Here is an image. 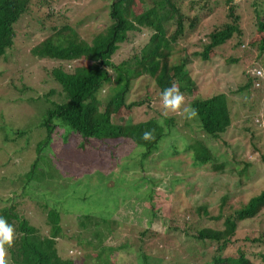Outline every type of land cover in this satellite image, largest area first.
<instances>
[{
  "label": "rangeland",
  "instance_id": "374dc122",
  "mask_svg": "<svg viewBox=\"0 0 264 264\" xmlns=\"http://www.w3.org/2000/svg\"><path fill=\"white\" fill-rule=\"evenodd\" d=\"M48 1L50 9L53 8L52 17L63 13L86 40L109 22L108 0ZM188 1L181 0L182 4ZM234 1L239 4L242 36L231 38L227 46L234 45L236 54L243 53L245 48L248 58L244 65L241 64L243 67L224 64L226 51L222 57L214 55L206 63L193 61L189 73L191 79L196 80L197 95L207 96L221 90L228 94L241 80L243 69L250 71L257 60L264 62V51L258 49L253 36L259 29L264 35V0ZM251 2H255L261 17L260 28ZM226 7L223 0H215L210 13H200L204 17L193 30L197 33L198 29L204 31L218 25ZM46 9L44 4L32 0L30 8L13 24V46L7 51L6 60L0 58V210L18 204L17 209L22 212L18 213L27 218L39 235L49 233L44 223L45 210L57 211L61 227L57 253L74 264H199L209 258L212 251L207 242L191 238L180 229L167 230L166 224L190 227V233L199 225L219 226L220 221L215 222L207 216L197 218L194 209L205 205L208 214L215 215L222 196H226L232 209H238L264 187V68H260V95L252 93L248 98L229 94L235 104L233 123L219 139L204 137L193 129V124L189 129L184 125L190 119L181 111L188 106L189 97L183 96L181 111L167 113H175L171 114L175 130L170 137L182 138L187 144H191L192 138H201L213 148L215 156L227 158L223 171H213L208 165L192 166L185 154L179 155L182 162L177 164L169 157L170 148L164 141L167 138L143 159L138 154L141 147L131 148L127 136L120 135L115 140L105 139V143H100L94 139L72 138L66 126L58 125L52 137L46 139L45 128L40 125L43 112L59 97L48 92L50 89L58 91L60 86L44 72L42 66L50 62L31 58L28 52L49 33L47 22L44 23L46 27L39 24ZM202 24L206 28L201 30ZM165 28L171 32L173 25ZM196 33L187 31L185 38L175 45L169 60L171 64L179 61L181 50L189 53L198 48L202 35ZM145 36L140 34L132 43L122 45L112 60L118 62L125 57L129 47L140 46ZM109 86L104 85L96 92L101 108L111 95ZM132 101L142 103L131 108L113 107L109 113L111 124L133 125L164 114L162 99L153 80L147 76L131 81L124 104ZM241 102L245 104L242 108ZM249 115L259 123L261 138L255 142V147L248 145L241 149L237 145L242 136L240 119ZM223 142L229 147L225 148ZM232 152L248 167L238 162L232 168ZM34 159V173L27 175L25 171ZM47 160L50 167L45 164ZM49 168L51 173L46 178L40 174L44 179L40 178L39 173ZM151 207L161 208V217L167 223L160 226L159 219H152ZM143 230L145 234L138 235ZM260 232L264 234V209L253 219L239 222L236 237L259 236ZM262 248L259 245L255 250ZM251 260L260 264L257 259L251 257ZM5 261L13 264L7 251Z\"/></svg>",
  "mask_w": 264,
  "mask_h": 264
},
{
  "label": "trees",
  "instance_id": "16d2710c",
  "mask_svg": "<svg viewBox=\"0 0 264 264\" xmlns=\"http://www.w3.org/2000/svg\"><path fill=\"white\" fill-rule=\"evenodd\" d=\"M214 1L189 0L187 4H182L181 0H108L109 22L86 40L67 21L63 13L52 17L53 8L50 9L48 0H36V3L44 4L47 8L39 24L45 26L44 23L47 22L49 33L32 45L28 52L31 58L50 62V65L42 66L44 72L60 86L58 91L50 89L48 92L51 93L50 95L56 93L60 98L57 97L56 101L49 103L43 112L40 125L45 128V138L50 139L58 125L66 126L72 138L94 139L100 143H105V139L115 140L120 135L127 136L131 148L141 147L142 151L138 154L142 159L151 154L161 143L160 141L167 138L164 141L170 148L169 157L177 164H181L180 158L185 154L189 157L192 166L208 165L213 171H223L227 158L223 155L215 156L213 148L201 138H192L191 144H187L182 138L170 137L171 132L175 130L174 116L171 114L175 113L167 115L159 113L158 117H151L133 125L111 124L109 121V113L114 109L113 107L131 108L142 103L132 101L124 104L131 81L141 76L153 80L160 99L164 89L176 85L183 96L189 97L188 106L197 112V115L184 125L189 129L193 124L194 128H191L204 137L213 139H219L233 123L232 109L235 104L229 94L246 95L248 98L252 93L261 94V87L258 85L262 82V74L255 73V70L264 68V62L260 60L254 63V68L250 71L243 69L241 80L229 90L228 94L223 90L211 92L207 96L195 94L196 80L191 79L189 73L193 61L197 59L206 63L214 55L219 54L222 57L223 52L226 51L228 55H224V64H237L243 67V63L248 58L245 48L243 53L236 54L235 51L233 52L234 45L227 46L231 38L240 39L242 36L239 29V22L242 20L238 13L239 4L234 0H223L227 7L223 12V20L218 25L215 24V27L213 25L204 31L202 30L206 28L204 24L199 27L202 31L198 29L197 33L201 32L202 37L198 40L196 50L189 53L181 50L179 61L175 64L169 62L175 45L185 38L187 31L196 33L193 28L201 23L204 17L200 13H210ZM31 3L32 0H0V58L6 60L7 51L13 46V24L26 13ZM251 5L254 6L253 15L257 27L260 28L261 17L256 4L251 2ZM53 22L54 24H50ZM166 25H173L171 32H167ZM260 30H257L253 36L258 42V49L264 51V35ZM143 33L146 36L140 46L133 48L130 46L129 54L118 62L112 60L122 45L132 43L135 37ZM104 85L111 86H109L111 95L101 108L96 92ZM239 105L240 108L245 106L244 102ZM240 120L242 136L237 141V145L241 149H245L248 145L255 147V142L261 138L258 133L259 123L250 115ZM146 131H152L154 138L144 140L142 136ZM223 145L225 148L229 147L228 143L223 142ZM62 154H65L64 151ZM55 159L57 161L58 158ZM231 160L232 168L238 162H243L244 168L248 167L243 159L237 160L234 152ZM35 163L36 159L32 161L29 171H25L27 175L34 173ZM45 164L49 165L48 160ZM50 173L49 168L39 175L43 174L46 178ZM43 176L40 178L44 179ZM17 206L18 204L13 203L0 210V217L14 229L12 246L5 245L9 261L13 264H74L71 259L60 257L57 253L56 243L61 231L58 212L49 208L45 210L47 218L44 223L48 225L49 233L39 235L27 218L20 214L22 212ZM263 209L264 187L250 196L238 209H232L226 196L220 198L215 215H209L205 205L194 209L197 218L207 216L215 222L220 221L219 226L199 225L192 229L191 233L190 227L179 228L176 224L174 226L166 224V229L172 231L180 229L185 234L188 233L191 238L202 243L207 242L206 245L212 252L209 258L201 260L199 264H255L251 257L264 264L263 233L260 232L259 236L236 237L238 223L253 219ZM150 212L152 219L160 220V226L167 223V220L161 217V208L151 207ZM144 234L145 230L138 235ZM259 245L263 248L261 251H256L255 247ZM229 248L232 250L229 251Z\"/></svg>",
  "mask_w": 264,
  "mask_h": 264
},
{
  "label": "clouds",
  "instance_id": "9594fccd",
  "mask_svg": "<svg viewBox=\"0 0 264 264\" xmlns=\"http://www.w3.org/2000/svg\"><path fill=\"white\" fill-rule=\"evenodd\" d=\"M162 106L164 108V114L167 115L168 111L177 112L181 111V106L184 104L183 94L180 93L179 88L173 85L170 88L164 89L161 94ZM182 115L191 119L197 115V112L191 106L182 108ZM142 138L146 141L153 139L152 131H146L143 133ZM14 240V229L10 226L4 218L0 217V264H6L5 245L12 246Z\"/></svg>",
  "mask_w": 264,
  "mask_h": 264
},
{
  "label": "built area",
  "instance_id": "2783aa9c",
  "mask_svg": "<svg viewBox=\"0 0 264 264\" xmlns=\"http://www.w3.org/2000/svg\"><path fill=\"white\" fill-rule=\"evenodd\" d=\"M255 73H256L257 75L261 74V73H260V70H255Z\"/></svg>",
  "mask_w": 264,
  "mask_h": 264
}]
</instances>
